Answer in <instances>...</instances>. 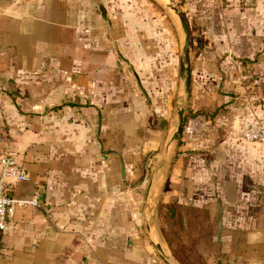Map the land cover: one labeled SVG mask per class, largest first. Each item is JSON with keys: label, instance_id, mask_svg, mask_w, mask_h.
I'll return each instance as SVG.
<instances>
[{"label": "crops", "instance_id": "0c3cea01", "mask_svg": "<svg viewBox=\"0 0 264 264\" xmlns=\"http://www.w3.org/2000/svg\"><path fill=\"white\" fill-rule=\"evenodd\" d=\"M86 9L72 26L71 0L0 6V154L11 148L30 177L12 197L40 202L7 219L0 264H160L144 210L170 161L186 191L215 202L224 264H264V187L242 184L241 136L262 127L247 124L263 113L264 0L242 14L229 4L224 22L230 32L241 15L238 36L190 53L184 128L165 165L181 48L154 51L125 24L88 22ZM196 112L205 116L188 117Z\"/></svg>", "mask_w": 264, "mask_h": 264}, {"label": "rangeland", "instance_id": "374dc122", "mask_svg": "<svg viewBox=\"0 0 264 264\" xmlns=\"http://www.w3.org/2000/svg\"><path fill=\"white\" fill-rule=\"evenodd\" d=\"M11 2L12 0H0V6ZM164 2L176 7L184 18L190 33V53L194 60L202 51V43L207 45L213 39L227 40L229 36H238V28L242 25L241 15L235 18V26L230 32L224 22L223 13L229 4H235L241 14L242 9L250 10L245 9L241 0H71V23L72 26L84 23L86 7L88 22L95 18L99 24L114 25L116 28L125 24L131 30V39L158 42L151 44L154 51H158V46L162 48L165 43L169 52L170 41L174 42L178 50L182 47V33ZM102 14H105V20ZM109 33V30L103 31V38H108ZM260 102L263 109L262 118L258 121H248L247 125L258 122V125L264 127V95L260 97ZM170 163L171 161L168 162V168L157 184L151 201L145 205L147 224L155 235L160 236L163 246L179 264V261L185 264H224L223 250L216 237L218 208L215 202L207 197L206 192L186 191L187 187L180 181L177 182L178 177L169 170ZM158 165L161 163H153L147 174V184L140 193L142 199ZM206 183L208 185V182ZM242 184L264 187V144L242 142ZM204 186V183L201 184V187ZM151 248L156 254L152 245ZM157 258L160 264H164L158 256Z\"/></svg>", "mask_w": 264, "mask_h": 264}, {"label": "water", "instance_id": "95a60500", "mask_svg": "<svg viewBox=\"0 0 264 264\" xmlns=\"http://www.w3.org/2000/svg\"><path fill=\"white\" fill-rule=\"evenodd\" d=\"M152 1H160V0H152ZM164 6L172 13L173 18L178 23L182 37V47L180 51L179 56V80H180V89H179V95L177 102L175 103V109H176V119H175V125L173 128L172 133L167 138L162 152V162L163 165H165L169 159L170 152L172 149H174L181 137L184 123L186 119V106L189 101L190 97V86H191V69H190V33L189 29L186 25V22L184 18L182 17L181 13L178 11L176 7H174L170 3L164 2ZM160 167H158L151 179V182L149 184V187L146 192L145 200L147 201L152 189V186L154 185V182L156 181V178L158 176V170ZM221 216V213H220ZM146 226V232L147 237L154 248L157 256L160 258V260L164 264H179L176 258L168 252V250L162 245L160 241H157L156 235L151 231V228L148 224ZM218 226L219 230L221 229L222 222L219 219L218 220Z\"/></svg>", "mask_w": 264, "mask_h": 264}, {"label": "built area", "instance_id": "2783aa9c", "mask_svg": "<svg viewBox=\"0 0 264 264\" xmlns=\"http://www.w3.org/2000/svg\"><path fill=\"white\" fill-rule=\"evenodd\" d=\"M245 9H252L255 0H241ZM242 138L249 143L264 144V127L251 126L242 131ZM0 232L7 231V219L17 207L37 208L40 202L37 196L30 199H14L11 195L14 183L28 182L30 177L16 161V153L7 148L0 154Z\"/></svg>", "mask_w": 264, "mask_h": 264}, {"label": "trees", "instance_id": "16d2710c", "mask_svg": "<svg viewBox=\"0 0 264 264\" xmlns=\"http://www.w3.org/2000/svg\"><path fill=\"white\" fill-rule=\"evenodd\" d=\"M197 116H205V114H203V113H199V112H196V113H190L189 115H188V117H191V118H195V117H197ZM174 255H176V253H174ZM180 262V264H185V263H183V262H181V261H179Z\"/></svg>", "mask_w": 264, "mask_h": 264}]
</instances>
